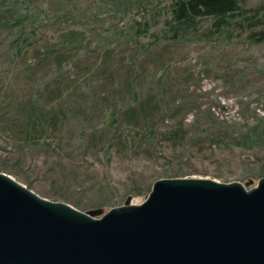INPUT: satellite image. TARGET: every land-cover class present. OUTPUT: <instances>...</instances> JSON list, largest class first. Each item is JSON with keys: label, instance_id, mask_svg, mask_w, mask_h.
Listing matches in <instances>:
<instances>
[{"label": "rangeland", "instance_id": "1", "mask_svg": "<svg viewBox=\"0 0 264 264\" xmlns=\"http://www.w3.org/2000/svg\"><path fill=\"white\" fill-rule=\"evenodd\" d=\"M170 2L0 0V172L96 218L159 178L255 186L264 41L244 23L264 0H240L222 34L210 18L174 34ZM20 32L34 43L14 59Z\"/></svg>", "mask_w": 264, "mask_h": 264}, {"label": "water", "instance_id": "2", "mask_svg": "<svg viewBox=\"0 0 264 264\" xmlns=\"http://www.w3.org/2000/svg\"><path fill=\"white\" fill-rule=\"evenodd\" d=\"M0 264H264V175L159 178L96 218L0 172Z\"/></svg>", "mask_w": 264, "mask_h": 264}, {"label": "trees", "instance_id": "3", "mask_svg": "<svg viewBox=\"0 0 264 264\" xmlns=\"http://www.w3.org/2000/svg\"><path fill=\"white\" fill-rule=\"evenodd\" d=\"M169 12L168 29L173 31L174 34L194 29L202 18L212 19V25L215 27L216 32L222 34L231 29L235 20L234 16L241 15L240 0H171ZM241 19L244 20L243 17ZM16 21V24H19V21ZM244 24L245 29L249 31V38L264 41V12L260 15V18H249ZM256 27H259V29H256ZM33 43V32L24 34L20 32V35L14 41L13 58H22L28 49H32ZM133 96L138 97L136 93ZM140 106L142 105H131L129 107L126 112L130 119L137 117ZM258 128L256 127L255 130L260 131ZM31 138V131L25 133L24 140Z\"/></svg>", "mask_w": 264, "mask_h": 264}]
</instances>
